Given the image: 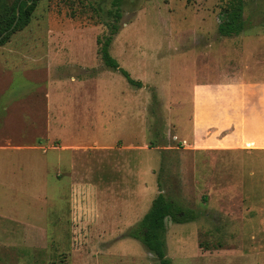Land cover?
I'll return each mask as SVG.
<instances>
[{
    "label": "rangeland",
    "instance_id": "374dc122",
    "mask_svg": "<svg viewBox=\"0 0 264 264\" xmlns=\"http://www.w3.org/2000/svg\"><path fill=\"white\" fill-rule=\"evenodd\" d=\"M243 1L225 37L229 0H123L110 53L142 88L102 62L112 0L38 2L0 45V264H160L128 237L160 193L199 215L167 220L171 264H264V152L192 132L194 87L264 61V0Z\"/></svg>",
    "mask_w": 264,
    "mask_h": 264
},
{
    "label": "crops",
    "instance_id": "0c3cea01",
    "mask_svg": "<svg viewBox=\"0 0 264 264\" xmlns=\"http://www.w3.org/2000/svg\"><path fill=\"white\" fill-rule=\"evenodd\" d=\"M246 61L238 54L232 67H224V79L194 87L195 147L264 152V61Z\"/></svg>",
    "mask_w": 264,
    "mask_h": 264
},
{
    "label": "trees",
    "instance_id": "16d2710c",
    "mask_svg": "<svg viewBox=\"0 0 264 264\" xmlns=\"http://www.w3.org/2000/svg\"><path fill=\"white\" fill-rule=\"evenodd\" d=\"M39 1L14 0L11 5H8L5 0H0V45H4L13 34L28 26ZM111 4L113 10L109 11V15L114 17V21L106 24L109 34L104 36L100 42L102 62L107 68L120 71L132 86L142 88L143 84L132 79L130 74L120 67L110 53L113 37L119 30L118 21L122 17L123 0H112ZM243 12V0H229L222 11L223 18L218 26L219 33L229 37L239 35L244 31L246 24ZM198 218L199 215L193 211L184 213L175 201L160 193L138 225L130 230L128 237L140 241L148 252L157 257L160 264H171L165 249L167 220L170 219L175 223L183 224L193 222Z\"/></svg>",
    "mask_w": 264,
    "mask_h": 264
}]
</instances>
